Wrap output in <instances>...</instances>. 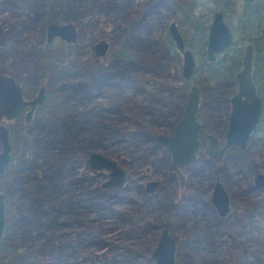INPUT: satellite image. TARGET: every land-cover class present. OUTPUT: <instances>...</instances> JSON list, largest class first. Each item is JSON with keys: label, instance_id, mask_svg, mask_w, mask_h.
Segmentation results:
<instances>
[{"label": "rangeland", "instance_id": "1", "mask_svg": "<svg viewBox=\"0 0 264 264\" xmlns=\"http://www.w3.org/2000/svg\"><path fill=\"white\" fill-rule=\"evenodd\" d=\"M194 1L192 12L198 15L200 19L209 22L216 0ZM49 2L50 0H47L43 12H38L34 18V13L29 11V0H0V36L9 28L11 38L18 41L11 45L9 48L10 55L6 61L0 63V67L1 69H9L16 76L25 77L30 94L35 92L37 86H35V80L38 82L42 80L40 77L42 66L39 58L46 47L52 56L53 62L50 64V71L56 84L65 79L83 81L89 74L94 73L109 62L107 54L104 57H90L92 44L99 38L112 40L113 44H118L115 37L118 26L121 29L129 28L131 20L141 17L140 25L134 27L132 31L140 33L147 38V41H151V47L155 50L153 55L157 56L164 53L161 51L160 38L162 36L161 26L164 21L166 24L170 20L175 21L181 31L186 28L179 10H175L174 7L166 8L163 5L152 7L154 0H69L68 13L67 9L64 10L63 16H70L69 20L66 21H71L76 26L77 41L66 46L63 40L54 37L45 46L43 45L45 34L41 32L42 23L64 22V20H58L54 17L57 9L51 7ZM183 2L184 0H178L177 3ZM151 17L153 21L154 18L156 19L155 25L153 22L150 23ZM235 17L236 15L232 13L231 9H226L224 19L227 24L232 25ZM262 24H264V20ZM26 35L28 39L25 40ZM263 37L255 26L239 29L237 34H234V43L230 46L228 53L239 52V50L242 53V46L246 41L252 42V38L256 42L258 52H261L264 47ZM40 38L41 43L38 41ZM260 58L258 66L262 70H257L256 74L262 77L264 75V54ZM166 61L162 58H156L143 64L146 70L143 68L130 70V74L135 72V75L130 79L132 86L143 80L144 82L168 83L172 87L178 85L176 72L180 71L181 55L179 63H176L174 59ZM197 61L195 60V63ZM191 83L192 81L189 80L186 94ZM143 85L148 87L146 83ZM32 87L34 88L32 89ZM157 96L158 100L153 99L154 96L146 92H138L135 96L122 97L124 99L122 103L127 107L126 113H129L141 105L143 109H146L148 105H162L163 109H166L182 99L179 90H174V88L171 93L164 91ZM206 99L208 98L206 97ZM107 116L109 119H115L113 114ZM9 124L13 129H16L17 123L11 122ZM73 130L72 128L64 133L60 131L63 135H67L68 143ZM165 130L167 131L165 126H156L155 138L158 134H166L167 132L164 133ZM38 133L40 135V131L37 132V135ZM41 135L43 136L42 133ZM82 135L83 133L79 134V137ZM35 141H37L36 136ZM13 142L11 154L14 164L20 155V146L16 139ZM65 148L68 149V145ZM164 148L165 146L159 141L157 145H153L148 141H139L138 138H126V140L112 142L105 147L97 142L95 147L90 148L88 153L91 151L99 152L115 160L126 171L125 181L120 186H123L122 188L101 186V183L108 178L107 170L89 168L86 161L88 153L85 156L77 157L78 163L75 168L58 169L61 170L57 171L61 176L54 175L59 177L55 179L57 184L49 182L43 189L42 187L39 188L43 180L39 182L34 179L32 165H29L21 173L22 178L16 185L20 188H16V190L12 191L9 186L6 189V180L0 178V191L4 192L8 207L7 217L12 220L17 215L21 205L33 209L34 205L36 207L42 200L43 195L51 199L57 196L60 197L59 199L65 197L81 199L90 195L93 196L95 192H100L97 189H102L105 191V195L101 198L103 204L114 212L108 213L107 209H102L93 204L86 210L85 214H77L81 219L80 226L64 227L57 231L59 240H65L72 246L76 245L77 248V252L69 256L64 264H153L150 259V251L163 228H166L173 236L175 247L176 240H183L186 237L198 240V243L195 244L198 250L195 248L192 250L194 262L197 254L200 257L206 253L211 254V259L215 264H236L238 255L234 249L233 238L234 232L239 229V225L234 223L233 217L239 215V212L237 211L238 213L236 212L227 219H220L214 216L212 210L202 206L204 202H209L210 189L206 190L205 186L212 179L210 175L214 166L208 161H204L203 171L196 175L189 174V171L194 168L192 163L187 165L188 169L182 170L183 172L181 171L182 167L178 166L184 175L180 185L178 176L175 178L171 176L170 155L166 150L168 154V159H166ZM36 151H38V147L35 145L34 149L32 147V149L23 152L27 159L24 166L31 164L30 158ZM39 160L40 158H35V164ZM198 161L201 162L202 159ZM260 170H264V166ZM236 177L238 178L236 179ZM233 178L241 186H246L241 175L236 174ZM148 179L158 181V185L151 193L145 192L143 189V184ZM108 188L120 189L115 190V192ZM92 189H96V191L94 192ZM58 190L61 192L60 195L57 194ZM104 197H107L108 200H104ZM201 199H203L202 202H200ZM164 205L169 206L168 211H166L167 214L163 210ZM27 213L29 214V212ZM36 214V211L30 212V216H36ZM166 215L173 219L170 224L172 230L161 225V221H164ZM193 217L198 218L197 228L193 225ZM183 222L187 225L186 229H184ZM200 232L206 236H200ZM16 242L18 243L19 240L16 239ZM22 247L20 246L19 249ZM210 249H212V253Z\"/></svg>", "mask_w": 264, "mask_h": 264}, {"label": "trees", "instance_id": "2", "mask_svg": "<svg viewBox=\"0 0 264 264\" xmlns=\"http://www.w3.org/2000/svg\"><path fill=\"white\" fill-rule=\"evenodd\" d=\"M46 2L47 0H29V11L34 13V18L38 15V12H43ZM177 2L178 0H154V4H152V7L163 5L166 8L174 7L175 10L180 11L186 28L181 31L177 27L183 37L185 47L191 50L194 60H198L194 64L189 79L182 78L179 70L176 72L179 82L174 87L169 86L168 83H157V81L144 82L143 80L140 82L142 84L135 83V86L130 83V79L135 75V72L130 74V70L132 71L134 68L146 70L143 64L156 58H162L165 61L174 59L176 63L180 62V54L168 35L165 21L161 26L162 36L160 37L161 51L164 53L159 54V56L153 55L155 50L151 47L152 42L147 41V38L140 33L132 31L134 27L141 23V17H138L130 21L129 28L121 29L119 27L116 33L118 44H113L111 40L112 44L107 57L109 62L94 73L89 74L83 81L65 79L56 84L50 71V64L53 62L52 56L47 47L43 49L39 59L42 66V76L47 88L46 98L38 107L37 116L35 117L34 114L30 123L20 122L17 124L16 129L11 128L10 130L12 145L14 139L19 142L20 155L14 164L12 162L13 166L9 174L5 177L0 176V178L6 180V189H8V186L12 191L20 188L16 185L22 178L21 173H23L24 168L29 165H32L34 179L39 182L43 180L39 188H45L49 182H55V179L59 178L55 176H61L57 171L75 168L78 163L76 161L77 157L85 156L90 148L95 147L97 142L105 147L112 142L126 140V138H138L139 141H148L150 144L157 145L155 128L156 126H165L167 131L165 130L164 133L172 129L181 113L189 80L195 83L201 91L203 90L202 101L207 105L212 100L211 93L206 91L208 86L233 83V74L240 64V50L239 52L228 53L230 45L217 54L213 61H208L204 49L209 22L200 19L198 15L192 12L194 0H184L183 3L179 4ZM49 4L57 9L54 14L55 18L64 21L69 20L70 16H63L64 10L67 9L68 13L69 0H50ZM215 8L222 10L223 17L226 14V9H231L232 13L236 15L233 24L229 25L233 35L237 34L239 29L255 26L261 36H264V24H262L264 20V0H216ZM146 21L148 22L147 19ZM151 22L155 25L156 19L154 18L153 21L151 17ZM45 25L46 22L41 25L42 33ZM26 39H28L27 35L25 36ZM262 39L264 43V37ZM38 41L41 43V38ZM17 42L16 39L11 38L9 28L2 33L0 36V63L8 59V55H10L9 48ZM251 43L254 49L256 66L259 63L260 54H264V47L261 52H258L259 50L253 38ZM68 45L70 44H66V46ZM92 56L95 57L91 53L90 57ZM2 70L11 72L9 69H1L0 67V71ZM17 77L23 84V91L27 93L24 86V77L20 75ZM143 83H146L148 87H144ZM173 88L179 90L182 99L166 109H163L162 105H148L146 109H143L141 105L134 111L126 113L127 107L122 103L124 100L122 97L135 96L138 92H146L154 96L153 99L158 100L157 94H162L164 91L171 93ZM108 114H113L115 119H109ZM202 123L206 126L204 120H202ZM72 128L74 130L73 133L70 132V142L68 143L67 135H63V133ZM38 131H40V135L39 133L37 135ZM60 131L63 133H60ZM81 133L83 135L79 137ZM35 136L37 141H35ZM37 142L39 143L37 144ZM35 145L38 147V151L33 152V157L30 158L31 164L24 166L27 159L24 157L23 152L32 149V147L34 149ZM66 145H68V149L65 148ZM164 151L165 157L168 159L165 148ZM37 157L40 160L35 164V158ZM204 161L212 164L206 159H202L201 162L197 160V163H192L194 168L189 171V174L201 173ZM215 172L217 171L214 169L210 177ZM236 179L233 178L234 181ZM210 182L211 180L206 184V190H208ZM120 188L108 189L118 191ZM97 190L100 192L96 193V189H92L95 192L93 196L90 195L81 199L75 197L59 199V196L51 199L43 195L42 200L36 207L34 205L33 209L21 205L16 213L17 215L12 220L7 217L8 207L6 206L7 220L0 240V264H64L69 256L77 252V248L76 245L72 246L65 240H59L57 231L64 227L80 226L81 219L77 214H85L86 210L93 204L102 209H107L108 213L114 212L112 209H108L101 200L102 196L105 195V191L102 189ZM57 194H61L60 190L57 191ZM103 199L108 200L107 197ZM247 200V205H244L242 213L233 217L234 223H238L240 229H236L233 238L234 249L238 255L236 264H264V196L258 199L253 198V200L248 198ZM202 201L203 199L200 202ZM202 206L212 210L209 202H204ZM168 207L164 205L163 210L165 213L168 211ZM33 211L37 212L36 216H30V212ZM193 218V225L197 228L198 218ZM172 220L166 215L164 221H161V225L172 230L170 225ZM183 225L186 229L185 222H183ZM244 229L245 231H242ZM201 232L199 233L200 236H206ZM16 239L19 240L18 243ZM197 243V239L194 240L189 237L176 240L174 251L176 264H215L211 259V254L206 253H203L200 257L197 254L194 262L192 250L193 248L198 250L195 246ZM20 246H23L22 249H19ZM211 251L212 249H210Z\"/></svg>", "mask_w": 264, "mask_h": 264}, {"label": "water", "instance_id": "3", "mask_svg": "<svg viewBox=\"0 0 264 264\" xmlns=\"http://www.w3.org/2000/svg\"><path fill=\"white\" fill-rule=\"evenodd\" d=\"M167 32L174 47L181 55L180 74L182 78L189 79L195 64L194 55L184 45L183 37L173 20L167 24ZM45 43H49L54 37H59L64 42H73L77 37L76 27L71 21L50 22L44 29ZM232 30L223 17L220 8L213 9L207 26L205 55L208 61L214 59L215 54L228 47L232 42ZM107 48L105 39H99L94 44L96 55H102ZM241 65L235 72L234 78L237 86L236 92L231 96V111L229 114L228 128L224 133V143L217 145L216 138L205 132L194 117V111L198 100V87L191 83L187 90L186 99L180 116L174 126L166 134H158L157 139L165 144L170 155V167L178 176L179 184L183 182V175L178 166L182 167L195 160V151L198 147V138H207L204 152L212 160L217 161L227 144L235 142L243 144L248 131L253 128L260 112V100L255 94L251 79L252 44L246 41L243 45ZM43 99V86L40 85L36 95L24 99L19 83L11 74L0 72V173L9 160V134L8 128L2 123L3 118H12L23 107L28 106L26 119L30 116L34 106ZM91 169L107 170L108 178L101 183L102 187H120L126 178L125 170L115 160L91 151L86 158ZM254 183L264 184V175L256 172L253 176ZM155 179L148 180L144 188L151 192L157 186ZM210 202L220 215L227 210L226 194L221 182L216 178L212 184ZM4 225V193L0 191V237ZM175 240L166 228L161 229L158 238L150 251V259L153 264H175L174 260Z\"/></svg>", "mask_w": 264, "mask_h": 264}, {"label": "flooded vegetation", "instance_id": "4", "mask_svg": "<svg viewBox=\"0 0 264 264\" xmlns=\"http://www.w3.org/2000/svg\"><path fill=\"white\" fill-rule=\"evenodd\" d=\"M167 24H166V29H167ZM118 29H119V26H118ZM76 32H77V29H76ZM232 34H233V32H232ZM115 37H117V35H115ZM77 38H78V32H77V37H76L75 41L65 42V43L66 44H73L77 41ZM99 39H105V38H99ZM105 41L107 42V48L102 55H96L95 54L94 44L96 42H94L92 44L91 53L95 57H97V58L98 57H104L106 54L108 57V51L110 49L109 45H110L111 41L107 40V39H105ZM116 41H117V39H116ZM233 43H234V35L232 36V42L230 45H232ZM43 45H45V46L48 45V43H45V39H44ZM242 48H243V46H242ZM220 52L215 54L214 59L216 58V55L219 54ZM241 55H242V53H241ZM262 55L263 54H260V56H262ZM240 58H241V56H240ZM260 59L261 58H258L259 61H260ZM213 60H211V61H213ZM240 65H241V59H240L239 66ZM239 66H238L237 70L239 69ZM260 69L261 68H259L258 65L255 66L254 49H253V45H252V60H251L250 75H251V79H252V82L254 85L255 94L259 97V100H260V112H259L258 119L255 122L253 128H251L248 131V133L244 139L243 144L240 145V144L235 143V142L227 144V146H225L223 148L219 160L214 161V160H212V158L208 157V155L204 152V147L206 146L207 138L205 136H200L198 138V147H197V150L195 151V160L193 162H191V163H194L200 159L209 160L212 163V165L214 166V169L217 171V172H215V174H213L208 189H210L209 204L212 208L214 216H216L220 219H227V218L231 217L232 215L236 214L237 211L239 212V214H241L242 213L241 211L243 210L244 205H247V202H248L247 199L248 198L253 200V198L258 199V198L264 196V184H256V183H254V180H253V176L256 172H259V173L264 175V170H260V168L262 166H264V75L262 77H260L259 75L256 74V71L260 70ZM0 72L11 74L14 77V79L19 83L21 93H22V96L24 99H29V98L33 97L34 95H36L40 85L43 86V99H42V101H40L39 103H37L34 106L30 116L28 117V119L25 118L28 106H23L15 114V116L12 118H3L2 119V123L4 125H6V127L8 128V134H9L8 140H9V144H10L9 160L5 164V166L3 167L2 172L0 173V176L5 177L6 175L9 174V172L11 171V168L13 166V164H12L13 158H12V154H11V147L13 145H12V140L10 139V130L12 127L9 123H11V122H15L17 124L20 122H23L26 124L30 123L34 117V114H35V117L37 116L36 115L37 109L44 102V100L46 98L47 88H46L45 80L42 76V73L40 76L42 80L40 82H38V80H35V86L37 85L35 92L33 94H30L29 85L28 86L26 85V83H27L26 81H25L24 86L26 87L27 93H25L23 91V84L20 82L19 77H17L16 75L12 74L9 71H3L2 70ZM235 72H234V74H235ZM234 74H233V83L225 84V85H221V84L211 85V86H208L206 88V91L211 93V98H212V100L210 101V103L208 105L202 101V96H204L203 90L201 91L199 89V87L197 86L198 87V100H197V105H196V108L194 111V117L199 122L201 128L205 132L213 135L216 138L218 146H221L224 143V133L226 132V130L228 128L229 114L231 111L230 98L237 90ZM23 79L26 80L25 77ZM31 86H33V85H31ZM33 88L34 87H32V89ZM202 120H204V123L206 124V126L203 125ZM167 133H169V132H167ZM156 139H157V136H156ZM159 142L165 146L164 143H162L161 141H159ZM165 150H167L166 147H165ZM189 164H187V165H189ZM187 165L182 166L181 171L188 169ZM190 171H192V170H190ZM235 174L241 175V178L244 179V181H245L244 183L246 186H244V185L241 186L240 183L236 182V180L235 181L233 180V175H235ZM172 175L174 176V178L177 177V174L174 170H172ZM216 178L221 182L223 189L225 191V194H226L227 210H226L225 214H223V215H220L217 212V210L215 209V207L213 206V204L210 202V194H211L212 184ZM183 179H184V175H183ZM148 180H150V179H148ZM148 180H146V182ZM145 183L143 184V189L146 192V190L144 188ZM1 192H3V191H1ZM149 193H151V192H149ZM6 206H7L6 205V197L4 194V225H3V230L5 228L6 220H7L6 219V212H5ZM3 230L1 233V237L3 234ZM1 237H0V240H1Z\"/></svg>", "mask_w": 264, "mask_h": 264}]
</instances>
